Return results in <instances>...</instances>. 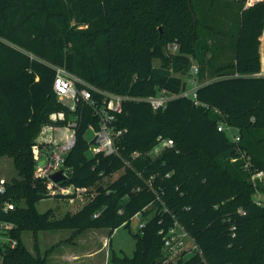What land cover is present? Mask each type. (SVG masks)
<instances>
[{"label": "trees", "instance_id": "16d2710c", "mask_svg": "<svg viewBox=\"0 0 264 264\" xmlns=\"http://www.w3.org/2000/svg\"><path fill=\"white\" fill-rule=\"evenodd\" d=\"M232 1L0 0V156L11 157L17 170L0 192V219L15 224L10 233L18 239L10 254L3 252V264H48L49 250L41 254L36 243L31 252L24 230L70 228L78 234L106 227L111 236L121 225L130 228L136 213L144 225L134 233V253L113 251V264H162L158 232L176 219L199 248L178 264H264V197L256 203L249 172L233 160L239 146L256 169H264V74H259L264 2L235 12L225 31L217 2L227 8ZM218 33L229 37L232 51L206 79L200 74L210 64L207 53L219 48L209 43ZM195 64L201 104L175 97L154 110L134 98L162 88L181 92ZM53 65L130 96L117 114L116 125L127 131L116 154L89 155L86 130L99 119L89 104L78 105L76 143L66 158L72 168L68 181L90 187L94 195L63 215L54 208L38 210L48 195L45 183L34 178L33 145L41 128L67 122L52 121L53 112L74 114L54 92ZM222 116L239 128V143L218 129ZM256 130L261 137H254ZM159 137L172 138L175 147L151 155ZM257 188L264 194V181ZM6 200L16 205L8 212L1 208Z\"/></svg>", "mask_w": 264, "mask_h": 264}, {"label": "built area", "instance_id": "2783aa9c", "mask_svg": "<svg viewBox=\"0 0 264 264\" xmlns=\"http://www.w3.org/2000/svg\"><path fill=\"white\" fill-rule=\"evenodd\" d=\"M234 1L242 3L244 9L264 2V0ZM170 47L173 51L178 50L176 43L170 45ZM53 67L55 69L54 92L58 99L64 102L74 114L67 117L65 111L51 113L50 118L52 121L67 120V122L65 124L46 125L45 128L48 130V134L41 139L38 138L33 145L34 178L45 183L48 196L77 199L81 205H84L93 197L94 193L90 187L77 186L73 182H69L72 168L66 165L67 155L76 143L77 128L80 125L81 115L78 112V105L83 102L89 104L92 107L93 115L99 119L98 126L90 124L86 130L85 136L89 141V155L116 154L118 153V140L127 131V128H120L116 125L117 114L122 110L123 101L130 98V96L100 89L79 75L70 72L65 66L53 65ZM197 73L198 65L195 64L192 66L191 75L187 78L188 86L181 92H169L162 88L153 95L134 98L148 102L154 110L164 109L168 102L175 97L191 98L195 103L201 104L197 95L199 85L194 76ZM259 74L264 73L260 71ZM96 94L100 95L101 98H97ZM66 100H70V103H67ZM218 129L225 131L235 143H239L241 140L240 130L236 126L223 122L218 124ZM89 133H91V136H89ZM174 147L175 141L172 138L159 137L150 154L156 156L163 150ZM133 156H139V152L135 151ZM233 160L241 161L243 170L249 172L250 180L259 190L257 183L258 181H264V169H256L251 154L239 146L238 156ZM58 171H62L65 178L55 181L52 175ZM152 178L154 176H151L149 180L151 187ZM137 189H140V187ZM0 192H5V179L0 181ZM255 201L261 205L263 198H255ZM15 206L14 202L6 200L1 208L4 212H8L14 209ZM239 211L242 212V209H239ZM134 220H138L140 227L144 225L139 213L131 218V222ZM15 227L13 222L0 219V264H3V252L7 249L12 250L18 243V239L10 233ZM158 233L163 238L164 259L162 264H178L180 260H186L199 251L195 239L177 219L171 225L161 228Z\"/></svg>", "mask_w": 264, "mask_h": 264}, {"label": "rangeland", "instance_id": "374dc122", "mask_svg": "<svg viewBox=\"0 0 264 264\" xmlns=\"http://www.w3.org/2000/svg\"><path fill=\"white\" fill-rule=\"evenodd\" d=\"M221 1V0H220ZM219 9L217 8L218 19L222 21V28L225 31L230 27L232 21L231 18L235 15V12L241 13L243 4H238L232 1V7L224 8L221 3L217 2ZM216 10V9H215ZM161 32L163 31V26H158ZM211 47H216L215 54H212V51L207 53V57H212L210 64L203 71L200 77L211 78L216 75L214 71L215 67L224 62L226 58L231 54L232 47L230 45V39L225 33H218L216 38L209 40ZM260 54H261V72L264 73V29L260 37ZM196 62V60H194ZM159 63V60L155 61ZM205 80V79H204ZM200 80V81H204ZM199 83V81H197ZM108 91V90H105ZM67 103H70V100H66ZM223 116L219 120V123H223ZM45 125L41 128L37 139H41L48 134V130L45 128ZM260 131L254 132V137H261ZM264 135V134H263ZM91 136V133H89ZM122 171L116 172L111 177L106 178L107 181H111L118 177ZM17 176V170L14 166V161L9 156H0V180L5 179L7 182L11 181L12 178ZM255 198H263L264 194L262 191L256 189L254 193ZM82 205L77 199H70L58 196H47L39 201L37 208L40 212H44L49 208H54L57 215H63L67 211L76 212L80 209ZM140 228L138 220L132 221L131 227H125L123 225L119 226L114 230L112 235H109V228H91L82 232L80 237H75L74 230L70 228H54V229H29L24 230L22 233V238L27 248L36 253L35 245H39V252L44 254L45 251L49 250L48 255V264H113L110 261V254L115 251L117 253L125 252L127 255L131 256L134 253L136 248V239L134 233L137 232ZM107 240V247L103 250L93 254H88V250L93 247H98L103 245V240ZM111 239V243L109 240ZM79 242V244H78ZM80 252L81 258L78 261L72 263L71 261H57L55 255H58L62 251ZM108 253V256L105 259V254ZM93 255V256H92Z\"/></svg>", "mask_w": 264, "mask_h": 264}, {"label": "crops", "instance_id": "0c3cea01", "mask_svg": "<svg viewBox=\"0 0 264 264\" xmlns=\"http://www.w3.org/2000/svg\"><path fill=\"white\" fill-rule=\"evenodd\" d=\"M81 234H82V232L81 233H78V234H75V237L76 238L77 237H80ZM107 243H108L107 240L104 239L102 246L93 247L92 249L88 250V254H93V253L95 254L96 252L103 250V248L107 247V245H108ZM78 244H79V242H78ZM80 256H81L80 252H77V251L74 252V250L73 251H70L68 253L65 252V251L64 252L62 251L58 255H55V259L57 261H63V262L66 261V263L69 262V261H71L72 263H74L75 261H78L81 258ZM107 256H108V253L106 252L105 259H106Z\"/></svg>", "mask_w": 264, "mask_h": 264}, {"label": "water", "instance_id": "95a60500", "mask_svg": "<svg viewBox=\"0 0 264 264\" xmlns=\"http://www.w3.org/2000/svg\"><path fill=\"white\" fill-rule=\"evenodd\" d=\"M52 178L55 180V181H59L61 179H64L65 178V175L62 173V171H58L56 173H54L52 175ZM5 253L6 254H10L11 253V250L10 249H7L5 250Z\"/></svg>", "mask_w": 264, "mask_h": 264}]
</instances>
